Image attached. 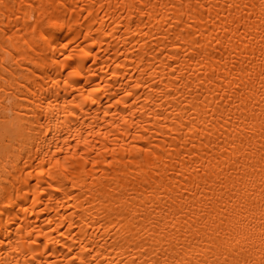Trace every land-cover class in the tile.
Returning a JSON list of instances; mask_svg holds the SVG:
<instances>
[{
    "label": "bare ground",
    "instance_id": "1",
    "mask_svg": "<svg viewBox=\"0 0 264 264\" xmlns=\"http://www.w3.org/2000/svg\"><path fill=\"white\" fill-rule=\"evenodd\" d=\"M0 264H264V0H0Z\"/></svg>",
    "mask_w": 264,
    "mask_h": 264
}]
</instances>
